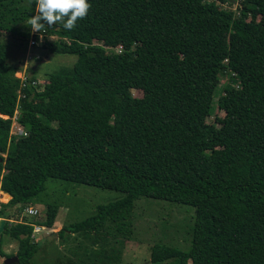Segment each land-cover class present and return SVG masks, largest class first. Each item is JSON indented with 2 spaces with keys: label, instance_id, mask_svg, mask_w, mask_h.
Here are the masks:
<instances>
[{
  "label": "trees",
  "instance_id": "obj_1",
  "mask_svg": "<svg viewBox=\"0 0 264 264\" xmlns=\"http://www.w3.org/2000/svg\"><path fill=\"white\" fill-rule=\"evenodd\" d=\"M230 1L89 0L73 30L41 31L77 60L44 80L29 73L36 87L21 88L0 44L1 258L30 264L33 227L10 220L57 179L123 194L57 235L132 234L143 198L194 210L186 251L159 242L146 262L264 264V0ZM35 8L0 0V36L27 43ZM214 106L223 115L209 124ZM16 109L26 136L10 134ZM58 209L33 223L51 229Z\"/></svg>",
  "mask_w": 264,
  "mask_h": 264
},
{
  "label": "rangeland",
  "instance_id": "obj_2",
  "mask_svg": "<svg viewBox=\"0 0 264 264\" xmlns=\"http://www.w3.org/2000/svg\"><path fill=\"white\" fill-rule=\"evenodd\" d=\"M30 40L26 43L0 36V44L7 47V64L17 68L15 77L18 79L24 78V74L28 76L33 72L35 78L44 80L50 74L63 68H70L77 60L74 55L57 54V48L53 47L55 40L48 35L43 37L44 47L42 48L31 49ZM115 51L114 48L107 50L108 53ZM29 56L30 60H28ZM36 58L40 60H36ZM224 83L225 80L221 79L220 85L223 86ZM133 95L139 97L141 93L134 91ZM222 115L214 106L207 123L213 124L215 117ZM13 131L16 132V130ZM122 197L123 194L116 191L102 190L93 186L57 179L47 180L45 191L36 197L31 205L40 213L38 220L45 218L48 205H57L59 207L58 214L52 230L44 229L48 236L44 238L43 245H41L40 238V249L33 256L30 264H143L144 259L149 258L150 246L159 242L186 251L190 241L194 210L189 206L143 198L134 205L130 222V228L134 229L132 234L130 231L124 236L107 229L105 235L97 237L69 233L58 235V237L55 234L52 235L62 228H68L93 217L98 206L113 203ZM0 201H5L4 196H0ZM15 213L17 214V212H13V221H18V219L35 220L28 218L24 210H21L17 215ZM45 232L42 231L38 236H45ZM102 232L104 233L103 230ZM2 238V252L14 255L17 243L6 236ZM114 247H119L117 249V251L119 250L117 254L119 261H116L117 257L113 255L112 248ZM92 249L100 251L93 256V254H89ZM88 251L89 253L84 256V253ZM6 259L0 257V264Z\"/></svg>",
  "mask_w": 264,
  "mask_h": 264
},
{
  "label": "clouds",
  "instance_id": "obj_3",
  "mask_svg": "<svg viewBox=\"0 0 264 264\" xmlns=\"http://www.w3.org/2000/svg\"><path fill=\"white\" fill-rule=\"evenodd\" d=\"M36 8L35 15L32 18H29L28 24L31 26L33 33L40 32L46 29L47 27H52L57 23L63 25L65 30H73L78 20H82L88 16V13L91 9V4L89 0H35ZM47 35L45 34V37ZM43 41V37H40V42ZM44 47V44L43 46ZM41 47V48H42ZM38 59V58H37ZM8 117V116H1ZM9 119V118H8ZM37 211L36 216H29L28 218H34L38 220L40 218V213L35 208H26ZM22 209V210H26ZM2 221H0L1 223ZM5 222V221H4ZM10 222L25 223L33 227L32 240H35V235L40 234L46 227L34 224L33 221H27L24 219H18V221L10 220ZM35 227H40L41 231L38 233L34 232Z\"/></svg>",
  "mask_w": 264,
  "mask_h": 264
},
{
  "label": "built area",
  "instance_id": "obj_4",
  "mask_svg": "<svg viewBox=\"0 0 264 264\" xmlns=\"http://www.w3.org/2000/svg\"><path fill=\"white\" fill-rule=\"evenodd\" d=\"M240 1H241V0H231V1L229 2V4H232V6H233V10H236L238 4L240 3ZM224 7H227V4H225ZM36 34H37V33H32V35H31V40H30V44H31V46H30V47H32L33 45L36 46V47H42V46H43V42H40V37H41V36H42V37H45L44 32H42L41 34H38V41H34V40L32 39V36H34V35H36ZM30 59H31V57L29 56V57H28V60H30ZM16 73H17V72H16ZM16 73H15V74H16ZM28 78H29V77H28L26 74H24V78H19L21 88H24V87H26L27 85H30V86H32V87H36L37 83H36L35 81L29 82V81H28ZM17 79H18V78H17ZM19 95H20V90H19ZM18 113H19V110L16 109L15 114H14V117L12 118V121H13V122H12V125H13L14 129H13V127L11 126V132H10V134H11V135L26 136V133H25L23 130H21V129L16 125L15 119H16V116H17ZM1 118H2V119H8V117H1ZM13 130H16V132L14 133ZM24 211H25V212L27 213V215H29V216H36V215H37V211L32 210V209H26V210H24ZM40 231H41V228H40V227H35V228H34V232H35V233H38V232H40Z\"/></svg>",
  "mask_w": 264,
  "mask_h": 264
},
{
  "label": "crops",
  "instance_id": "obj_5",
  "mask_svg": "<svg viewBox=\"0 0 264 264\" xmlns=\"http://www.w3.org/2000/svg\"><path fill=\"white\" fill-rule=\"evenodd\" d=\"M0 196H4V199H5V201L4 202H2V201H0V204H6V203H8V201L11 199L10 198V196L9 195H7V194H4V193H2V192H0ZM52 230V229H51ZM50 232V231H49ZM46 233V232H45ZM57 232H55V233H52V235L53 234H55V236H57L58 237V235L56 234ZM47 234V235H46ZM45 234V236L43 235V236H38L39 234H37V235H35L34 237H35V239H37V241H38V243L40 244V242H39V240H40V238H41V245H43V243H45L44 242V238H46V236H48V233H46ZM71 235H74V234H71ZM119 243V241L117 242V244ZM116 244V245H117ZM115 245V246H116ZM119 247H120V245H119ZM118 247V248H119ZM118 248H116L115 247V249H118ZM1 259H3V258H1ZM144 261H145V259H144ZM144 263H146V261L144 262Z\"/></svg>",
  "mask_w": 264,
  "mask_h": 264
},
{
  "label": "water",
  "instance_id": "obj_6",
  "mask_svg": "<svg viewBox=\"0 0 264 264\" xmlns=\"http://www.w3.org/2000/svg\"><path fill=\"white\" fill-rule=\"evenodd\" d=\"M4 224H5L4 221H2L0 223V234L3 231ZM2 264H19V260H18V257L17 256H13L11 258H8L6 260H3ZM143 264H150V263L147 262V263H143Z\"/></svg>",
  "mask_w": 264,
  "mask_h": 264
}]
</instances>
